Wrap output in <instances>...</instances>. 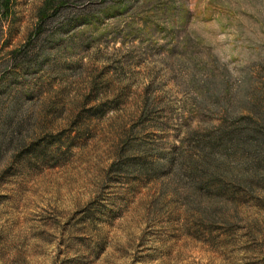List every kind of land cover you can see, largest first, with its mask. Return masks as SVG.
I'll use <instances>...</instances> for the list:
<instances>
[{
	"label": "rangeland",
	"instance_id": "374dc122",
	"mask_svg": "<svg viewBox=\"0 0 264 264\" xmlns=\"http://www.w3.org/2000/svg\"><path fill=\"white\" fill-rule=\"evenodd\" d=\"M246 115L264 0H0V264H264Z\"/></svg>",
	"mask_w": 264,
	"mask_h": 264
},
{
	"label": "trees",
	"instance_id": "16d2710c",
	"mask_svg": "<svg viewBox=\"0 0 264 264\" xmlns=\"http://www.w3.org/2000/svg\"><path fill=\"white\" fill-rule=\"evenodd\" d=\"M254 117L251 115L240 116L234 122L240 124L237 127L233 126L231 130H226L224 133L217 135V143L225 141L226 145H234L237 149H245L249 152L247 159V167L253 171V178L264 184V117L260 115ZM191 138L195 135L192 133ZM198 137V136H197ZM214 143H207L209 147H215ZM182 163V162H181ZM199 172L206 173V169L202 168L199 163L194 165ZM194 171L193 168H191ZM247 180V184H248ZM252 183V182H251ZM249 183V184H251Z\"/></svg>",
	"mask_w": 264,
	"mask_h": 264
}]
</instances>
